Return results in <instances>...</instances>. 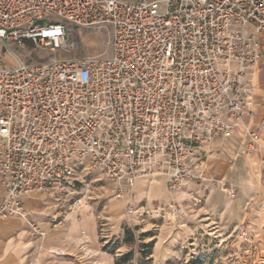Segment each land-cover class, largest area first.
I'll list each match as a JSON object with an SVG mask.
<instances>
[{
	"label": "built area",
	"instance_id": "1",
	"mask_svg": "<svg viewBox=\"0 0 264 264\" xmlns=\"http://www.w3.org/2000/svg\"><path fill=\"white\" fill-rule=\"evenodd\" d=\"M81 29L109 30L111 54L29 62L19 53L68 52ZM0 44L15 61L0 67V220H23L38 251L46 231L25 199L57 204L52 228L81 212L83 161L126 195L132 215L140 179L164 178L201 203L218 187L204 161L218 140L243 136L264 157V120L254 123L251 106L264 0H0Z\"/></svg>",
	"mask_w": 264,
	"mask_h": 264
},
{
	"label": "rangeland",
	"instance_id": "2",
	"mask_svg": "<svg viewBox=\"0 0 264 264\" xmlns=\"http://www.w3.org/2000/svg\"><path fill=\"white\" fill-rule=\"evenodd\" d=\"M74 43L68 52L33 47L19 53L29 62L111 54L107 29L78 30ZM14 63L0 44V67ZM251 145L255 144L236 135L206 149L205 167L218 179V187L201 203L193 204L187 190L170 194L165 187L158 194L167 192L168 201L163 202L160 195L138 194L132 215L115 198V184L98 170H88L83 161L77 169L81 180L77 188L96 206L100 248L114 264H264V157L262 149ZM220 182L230 185L235 196L221 190ZM148 186L145 183V191ZM118 203L122 205L115 206ZM171 205L180 207L183 214H174Z\"/></svg>",
	"mask_w": 264,
	"mask_h": 264
},
{
	"label": "crops",
	"instance_id": "3",
	"mask_svg": "<svg viewBox=\"0 0 264 264\" xmlns=\"http://www.w3.org/2000/svg\"><path fill=\"white\" fill-rule=\"evenodd\" d=\"M255 84L251 106L254 110L253 121L256 124L264 120V71L257 74ZM145 183H149L146 191ZM165 187L167 189L164 178L152 181L137 180L134 185L136 193L134 209L137 210L139 204L138 194H147L149 198H155L160 195L158 191ZM167 191L174 194L168 189ZM168 193L160 195L163 202L170 199ZM115 198L124 203L126 212L128 206L126 195ZM24 205L40 228L46 231L40 250H37V242L23 220L19 218L0 220V264H114L113 258L101 249L97 242L98 216L95 204H87L88 207L81 212L68 213L63 223L56 228L51 227L50 218L56 214L57 204H51V201L41 194L34 193L25 199ZM121 205L115 204L117 207Z\"/></svg>",
	"mask_w": 264,
	"mask_h": 264
}]
</instances>
